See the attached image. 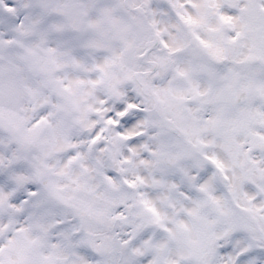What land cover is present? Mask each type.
<instances>
[{
  "label": "snow or ice",
  "instance_id": "6c2138e0",
  "mask_svg": "<svg viewBox=\"0 0 264 264\" xmlns=\"http://www.w3.org/2000/svg\"><path fill=\"white\" fill-rule=\"evenodd\" d=\"M0 264H264V0H0Z\"/></svg>",
  "mask_w": 264,
  "mask_h": 264
}]
</instances>
